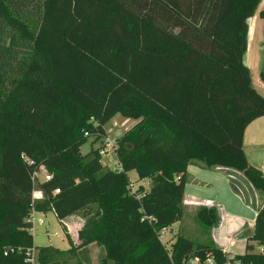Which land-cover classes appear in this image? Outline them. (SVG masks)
<instances>
[{"label": "trees", "instance_id": "trees-1", "mask_svg": "<svg viewBox=\"0 0 264 264\" xmlns=\"http://www.w3.org/2000/svg\"><path fill=\"white\" fill-rule=\"evenodd\" d=\"M260 1L0 0V264H69L92 243L104 264L228 260L213 241L176 233L168 250L160 235L183 218L190 165L234 170L264 193L243 147L264 116L244 63ZM118 114L138 122L105 168L101 150L81 147ZM38 170L51 178L35 184ZM131 172L150 187L131 190ZM34 211L81 215L80 243L67 233L68 250L36 246ZM198 217L210 233L218 207ZM246 239L233 261L264 264L251 243L264 245V206Z\"/></svg>", "mask_w": 264, "mask_h": 264}, {"label": "rangeland", "instance_id": "rangeland-1", "mask_svg": "<svg viewBox=\"0 0 264 264\" xmlns=\"http://www.w3.org/2000/svg\"><path fill=\"white\" fill-rule=\"evenodd\" d=\"M114 16L116 18L118 17L116 15ZM247 22L248 45L244 55V63L247 67H249L251 71L253 86L261 95L264 96V90L259 87V81L263 82L262 76L264 72V0L260 1L255 14L250 17ZM137 122V120L127 119L120 114L116 115L105 126L106 136L97 139L95 138V136L90 137L88 141L81 147L82 154H87L94 149L102 150L106 145V140L110 139L111 141H113L114 146L111 150H109V152L101 155V162L105 168L117 169L119 165L116 154V149L118 147V138L126 134ZM190 168L189 170H193V168ZM230 174L235 176V179L231 178V180L237 192L245 197L247 201H249L250 203L253 202L257 205V201L260 200L259 197L264 200V193L259 191L258 197L255 194V191L251 184L241 173L231 170ZM129 176L131 190H136L141 184L146 186L147 188L150 187V181L139 180L135 172H131ZM201 208L203 207H200L197 211L192 212L185 210V214L183 215L181 221L167 230L165 236L163 237V242L166 244L168 250L171 249V243L176 239V234L173 233V230L177 231L178 228L180 229L178 233H182L185 236H188L196 241L203 243H209L212 241V238H208L209 233L204 228L198 217V213ZM234 220L235 218H231V227H234L236 224ZM83 222L84 220L82 216L78 214L67 220V224L65 223L66 225L62 224V222L58 220L54 212H48L46 215L36 214L34 228L32 229V234L34 235V243L36 246L53 245L61 249H67L70 247L67 233L71 235L72 238H78L79 235L77 233V230L82 226ZM205 236H207V238ZM232 239L237 241L236 245H234L233 247L230 246ZM242 239L244 238H228L226 234L221 235L220 238H217L218 244L221 247L226 248L224 249V251L229 257H234L236 253L234 254L233 251L227 249H234L238 251L243 250ZM251 243L254 244L255 249H257L259 244L255 241H251ZM83 250L84 251L82 252H78L74 257H71V255L69 254L68 256L71 257V262H69V264H80V262L82 261L87 264H104L106 251L103 246L94 244L88 249L84 248Z\"/></svg>", "mask_w": 264, "mask_h": 264}, {"label": "crops", "instance_id": "crops-1", "mask_svg": "<svg viewBox=\"0 0 264 264\" xmlns=\"http://www.w3.org/2000/svg\"><path fill=\"white\" fill-rule=\"evenodd\" d=\"M262 81L263 82L259 81V87L264 90L263 76ZM243 147L249 163L253 166H256L264 173V116L256 119L246 128ZM190 167L193 168V170H189ZM189 168L188 172L191 180L187 183L185 188L183 213L185 214V210L191 212L197 211L203 206L218 207L220 220L218 225L214 227L209 233L208 238H212V241L219 247L221 246L218 244L217 238H220L221 235L226 234L228 238H244L242 239V251L227 249L233 251L234 254L244 253L246 251L247 244V239L245 238L250 236L254 231L257 208L264 206V200L259 197V191L253 188L255 194L260 199L257 201L256 205L253 202L250 203L247 201L245 197H243L233 188L231 179L229 178L231 171L230 169L225 167L206 168L199 165H190ZM36 214L46 215L47 213ZM73 216L76 215H71L70 217H67L63 220H58H60L62 224H65L67 220L71 219ZM231 218H235L234 222L237 225L235 224L234 227H231L230 225ZM179 222L175 223L174 225L178 224ZM83 225L84 222L82 226L78 228L77 233L83 227ZM174 225L169 228H172ZM178 231H180L179 228L177 231L173 230V233L176 234ZM205 237L207 238V236ZM72 239L74 240L75 244L79 243V236L78 238ZM236 243L237 241L232 239L230 246L233 247L236 245ZM94 244L95 243H92L84 248L88 249ZM57 248L60 250H68L70 247L67 249H61L59 247ZM84 248H82L79 252L84 251ZM221 248L223 250L226 249L225 247Z\"/></svg>", "mask_w": 264, "mask_h": 264}, {"label": "built area", "instance_id": "built-area-1", "mask_svg": "<svg viewBox=\"0 0 264 264\" xmlns=\"http://www.w3.org/2000/svg\"><path fill=\"white\" fill-rule=\"evenodd\" d=\"M114 144L113 141H111L110 139L106 140V145L104 146V148L101 150V154L104 155L106 152H109V150H111L113 148ZM51 178V174L48 173L47 171H35L33 173V181L36 184L38 181L44 180V179H50ZM229 178H233L235 179V176L230 174ZM60 189H57L55 191V193H59ZM44 194L41 190H34L33 192V200H40L43 199ZM37 212H33L30 218V221L33 223V228H34V223H35V215ZM32 228V229H33ZM168 229H163L161 231V235L160 238L161 240H163V237L165 236L166 232ZM255 252L257 253H264V245H258L257 249H254ZM34 255H35V250L32 251L31 253V257L28 259V261L33 262L34 261ZM234 257H228V260L224 263V264H245L244 262L240 261V260H234ZM187 264H220L218 262V260L216 258H214L213 256H208L206 259L201 260L200 258L196 257V258H192L190 259V261Z\"/></svg>", "mask_w": 264, "mask_h": 264}]
</instances>
